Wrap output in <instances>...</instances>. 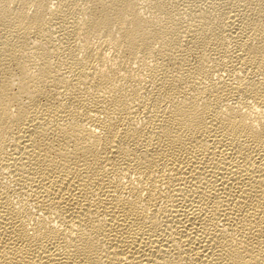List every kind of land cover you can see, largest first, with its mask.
Masks as SVG:
<instances>
[{
    "label": "bare ground",
    "instance_id": "1",
    "mask_svg": "<svg viewBox=\"0 0 264 264\" xmlns=\"http://www.w3.org/2000/svg\"><path fill=\"white\" fill-rule=\"evenodd\" d=\"M204 2L0 0V264H264V0Z\"/></svg>",
    "mask_w": 264,
    "mask_h": 264
},
{
    "label": "rangeland",
    "instance_id": "2",
    "mask_svg": "<svg viewBox=\"0 0 264 264\" xmlns=\"http://www.w3.org/2000/svg\"><path fill=\"white\" fill-rule=\"evenodd\" d=\"M204 1H205V0H204ZM204 1H203V0H200V1H199V0H196V1H195V0H186L187 3L189 2L188 5L190 4V5L193 6V7H194V6H197V5H202V6L205 5V6H206L207 3H205ZM208 1H209V0H206V2H208ZM181 2H182V1H181ZM181 2H180V3H181ZM196 2H198V3H196ZM182 3H183V2H182ZM193 3H195V4H193ZM203 3H204V4H203ZM179 6H180V4H178V7H179ZM181 7H182V5H181Z\"/></svg>",
    "mask_w": 264,
    "mask_h": 264
}]
</instances>
